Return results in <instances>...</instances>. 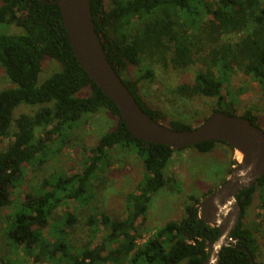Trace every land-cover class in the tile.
<instances>
[{
    "label": "trees",
    "instance_id": "16d2710c",
    "mask_svg": "<svg viewBox=\"0 0 264 264\" xmlns=\"http://www.w3.org/2000/svg\"><path fill=\"white\" fill-rule=\"evenodd\" d=\"M55 1L0 0V26L14 25L24 31L22 35L0 34V65L16 85L0 91V138L12 140L0 151V213L10 204V190L25 182L29 170H40L47 163L51 147L58 146L57 153L59 146L68 144L83 117L105 111L118 122L90 150L80 173L44 178L41 189L8 218L3 243L12 253L22 250L24 257L37 264H204L210 257L208 244L218 240L221 230L200 218L201 202L194 195L189 197L182 220L166 223L139 244L144 232V222L139 220H145L153 198L168 185L166 170L178 150L131 135L119 109L77 61ZM108 1L107 8L105 0H91L97 35L123 84L155 122L161 123L165 115L139 95L138 85L144 80L155 82L156 66L164 73L204 68L192 83L178 86L172 93L184 99H216L212 115L236 116L233 101L228 99L235 70L250 76L264 91V0ZM46 59L61 69L39 86ZM141 67L142 75L134 80L130 70ZM21 105L40 109L14 118ZM240 117L262 129L251 110ZM168 127L193 129L180 120H171ZM218 145L229 147L223 142H205L188 149L207 154ZM118 149L139 155L147 172L138 194L128 196L122 219L90 208L96 182H102L112 153ZM258 190L264 210V176L237 196L243 213L233 237L240 243L222 250L220 264H252L244 248L256 260V240L242 220ZM70 201L94 213L85 216V222L75 212L58 216L59 209ZM83 232L88 241L78 246L77 238ZM99 234L101 241L96 243ZM0 264L21 263L0 259Z\"/></svg>",
    "mask_w": 264,
    "mask_h": 264
},
{
    "label": "rangeland",
    "instance_id": "374dc122",
    "mask_svg": "<svg viewBox=\"0 0 264 264\" xmlns=\"http://www.w3.org/2000/svg\"><path fill=\"white\" fill-rule=\"evenodd\" d=\"M105 4L108 8L109 1L105 0ZM0 34L22 35L24 31L14 25L0 26ZM60 69L58 64H53L46 59L39 76V86ZM142 71V67L131 69L132 78L138 79ZM154 71L155 82L141 81L138 92L147 103L152 107H158L164 113L165 119L160 124L168 127L171 120H180L196 129L212 115L214 109H217L216 99L200 96L184 99L172 93L178 86L192 83L195 75L204 72V68L197 66L180 73L173 71L164 73L161 67L156 66ZM6 75V71L0 65V91L16 88ZM229 92L231 95L228 99L233 101L236 116H242L251 110L264 130V91L260 85L250 76L235 70L232 73ZM39 107L21 105L17 108L18 110H15L14 118L22 114L33 115L40 109ZM117 122L116 117L105 111L83 117L79 127L71 133L68 144L59 146L60 151L57 153L55 151L58 146L51 147L47 153V163L40 170H29L24 177L25 182L10 190V204L0 213V259L2 262L17 260L21 264H37L33 259L24 257L20 252L22 250H19L18 254L12 253L3 243L8 218L15 213L21 203L26 202L28 196L35 195L41 189L44 178L57 173H64L67 176L80 173L85 161L90 157V150L98 144L103 135L116 127ZM47 130L40 134L44 135ZM11 142L9 138H0V151L6 150ZM235 157L234 150L225 145H218L214 151L207 154H201L194 149L176 152L166 170L168 185L153 198L145 220L142 218L139 220L140 223L144 222L142 227L144 232L139 244H143L166 223L182 220L185 216L184 208L191 195L202 202L204 195L210 191H217L230 178L235 167L233 165ZM146 175L143 160L139 155L121 149L114 151L111 166L101 176L102 182H96L90 208H96L95 213L105 212L115 219L124 218L128 196L138 194V186ZM261 196L260 190L254 193L252 204L246 209L242 220L245 228L253 233L256 240L255 262L258 264H264V210L261 207ZM68 212L82 215L80 222H85V216L94 213L89 208L81 210L78 203L73 201L64 204L59 209L58 216L62 217ZM101 236L99 234L96 243H100ZM87 241V232H83L77 238V245L83 246ZM180 264H187V262Z\"/></svg>",
    "mask_w": 264,
    "mask_h": 264
},
{
    "label": "water",
    "instance_id": "95a60500",
    "mask_svg": "<svg viewBox=\"0 0 264 264\" xmlns=\"http://www.w3.org/2000/svg\"><path fill=\"white\" fill-rule=\"evenodd\" d=\"M62 22L72 51L81 68L119 109L131 135L146 143L182 151L205 142H223L236 157L230 178L200 203V218L210 227L219 228L221 236L208 244L210 257L204 264H220L224 248L237 245L233 232L238 227L243 209L237 196L251 189L264 176V130L249 120L224 112L212 115L200 127L175 131L150 118L114 70L97 35L91 12V0H57ZM237 153L242 158L239 162ZM247 252L252 264L251 253Z\"/></svg>",
    "mask_w": 264,
    "mask_h": 264
},
{
    "label": "bare ground",
    "instance_id": "6f19581e",
    "mask_svg": "<svg viewBox=\"0 0 264 264\" xmlns=\"http://www.w3.org/2000/svg\"><path fill=\"white\" fill-rule=\"evenodd\" d=\"M241 158H242L241 154L237 153V159H238L239 162L241 161Z\"/></svg>",
    "mask_w": 264,
    "mask_h": 264
},
{
    "label": "flooded vegetation",
    "instance_id": "af4514ba",
    "mask_svg": "<svg viewBox=\"0 0 264 264\" xmlns=\"http://www.w3.org/2000/svg\"><path fill=\"white\" fill-rule=\"evenodd\" d=\"M199 206H200V205H199ZM199 213H200V209H199ZM236 240H238V243H240V240H239V239H236ZM238 243H237V244H238ZM234 246H235V245H234Z\"/></svg>",
    "mask_w": 264,
    "mask_h": 264
}]
</instances>
